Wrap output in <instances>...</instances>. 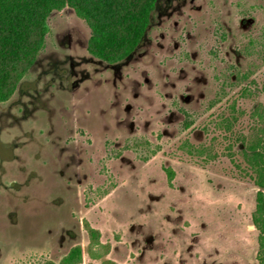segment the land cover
Segmentation results:
<instances>
[{"label": "rangeland", "instance_id": "1", "mask_svg": "<svg viewBox=\"0 0 264 264\" xmlns=\"http://www.w3.org/2000/svg\"><path fill=\"white\" fill-rule=\"evenodd\" d=\"M144 1L53 0L0 64V264H261L264 0H157L133 48Z\"/></svg>", "mask_w": 264, "mask_h": 264}, {"label": "trees", "instance_id": "2", "mask_svg": "<svg viewBox=\"0 0 264 264\" xmlns=\"http://www.w3.org/2000/svg\"><path fill=\"white\" fill-rule=\"evenodd\" d=\"M77 7H81L89 14L105 16L110 14L126 19L135 8L137 0H131V10H128L125 0H75ZM141 1V0H139ZM157 0H145L141 2L139 9L144 11L141 30L137 40L133 44L135 48L142 40L145 30L149 26L150 13L155 8ZM53 0H3L0 3V64L16 63L22 57L28 58L32 47L37 48L41 41V19L45 13L43 10ZM148 2L144 9L143 4ZM143 6V7H142ZM142 7V8H141ZM134 10V12L139 11ZM105 28V25H102ZM132 48V50H133ZM131 50V51H132ZM259 143L254 142L246 146L243 152L246 161L254 172L252 181L258 189L255 194V207L252 213V225L258 231L257 260L264 264V159L258 151Z\"/></svg>", "mask_w": 264, "mask_h": 264}, {"label": "snow or ice", "instance_id": "3", "mask_svg": "<svg viewBox=\"0 0 264 264\" xmlns=\"http://www.w3.org/2000/svg\"><path fill=\"white\" fill-rule=\"evenodd\" d=\"M3 2V0H0V3H2Z\"/></svg>", "mask_w": 264, "mask_h": 264}]
</instances>
